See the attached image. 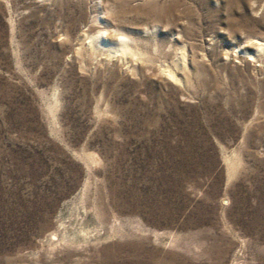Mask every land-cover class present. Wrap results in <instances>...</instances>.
<instances>
[{"label": "rangeland", "instance_id": "rangeland-1", "mask_svg": "<svg viewBox=\"0 0 264 264\" xmlns=\"http://www.w3.org/2000/svg\"><path fill=\"white\" fill-rule=\"evenodd\" d=\"M263 43L264 0H0V264H264Z\"/></svg>", "mask_w": 264, "mask_h": 264}, {"label": "bare ground", "instance_id": "bare-ground-1", "mask_svg": "<svg viewBox=\"0 0 264 264\" xmlns=\"http://www.w3.org/2000/svg\"><path fill=\"white\" fill-rule=\"evenodd\" d=\"M105 33V32H104ZM103 34V33H102ZM107 35V34H106ZM109 36V35H108ZM103 41H104V39L102 38V36H96V37H93L92 38V41L91 42H93V43H95V42H100V44L101 43H103ZM121 41H122V43L117 47L116 46V49L115 50H118L119 52L118 53H129V52H133L134 53V51L131 49V47L129 46V44H127L128 43V41H127V43H126V41H123L122 39H121ZM108 42V41H107ZM106 43V42H105ZM113 44V43H112ZM264 44V43H263ZM108 45V44H107ZM117 45V44H116ZM112 46V45H111ZM261 48H262V46H261ZM260 49V48H259ZM113 51H114V48H113ZM132 53V54H133ZM135 54V53H134ZM136 55V54H135ZM184 56V55H183ZM260 57V56H259ZM185 59V58H184ZM167 73H168V71H167Z\"/></svg>", "mask_w": 264, "mask_h": 264}]
</instances>
